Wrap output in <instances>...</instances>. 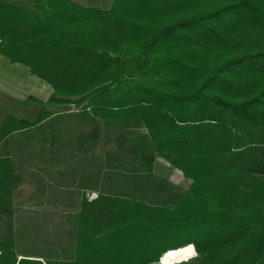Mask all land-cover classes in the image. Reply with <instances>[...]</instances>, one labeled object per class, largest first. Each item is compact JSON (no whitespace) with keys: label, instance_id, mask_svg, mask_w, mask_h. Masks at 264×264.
Listing matches in <instances>:
<instances>
[{"label":"trees","instance_id":"obj_1","mask_svg":"<svg viewBox=\"0 0 264 264\" xmlns=\"http://www.w3.org/2000/svg\"><path fill=\"white\" fill-rule=\"evenodd\" d=\"M0 54L52 88L28 101L78 107L87 129L61 149L114 147L147 170L156 153L190 181L165 205L83 197L70 258L17 259L21 175L0 154V264H160L188 244L174 264H264V0H0ZM52 114L7 116L0 138ZM130 125L145 134L111 137Z\"/></svg>","mask_w":264,"mask_h":264},{"label":"rangeland","instance_id":"obj_2","mask_svg":"<svg viewBox=\"0 0 264 264\" xmlns=\"http://www.w3.org/2000/svg\"><path fill=\"white\" fill-rule=\"evenodd\" d=\"M82 1L104 8L109 0ZM1 74L3 71L0 78ZM16 84V90H11L0 83V125L7 116L33 121L42 109L53 113L42 126L35 125L0 138V154L8 156L21 175L11 230L17 259L70 258L74 251V214L83 197L92 199L106 194L157 206L170 203L188 187L190 181L156 153L147 170L131 155L114 147L98 146L89 154L84 150L61 149V143H72L75 131L87 129L76 120L78 107L52 103L42 107L26 98L48 101L54 95L49 84L46 94L38 97L41 85L37 81L24 83L20 79ZM56 117H62L60 125L50 122ZM58 127H63V135L53 139L56 133L53 131H58ZM110 134L128 139L145 134V130L130 125L111 128ZM2 232L5 227L0 219Z\"/></svg>","mask_w":264,"mask_h":264},{"label":"crops","instance_id":"obj_3","mask_svg":"<svg viewBox=\"0 0 264 264\" xmlns=\"http://www.w3.org/2000/svg\"><path fill=\"white\" fill-rule=\"evenodd\" d=\"M0 71H3V74H1L0 78V83L2 84V87L5 89H11V90H16V86L18 84L17 80L23 79V82L25 83L26 81H37L40 86V91L39 94L37 93L36 96L40 94H46L47 89H48V83H46L44 80L30 74L29 69L27 66L21 63H13L9 60V58L5 57L4 55L0 54ZM2 77H4L2 79ZM6 78V79H5ZM5 79V81H3ZM51 88V87H50ZM52 90V88H51ZM30 92H23V94ZM53 93V91H52ZM22 94V92H21ZM37 96V97H38ZM28 97V96H27ZM27 100V98H26ZM38 101H41L40 99H36ZM45 121V120H44ZM42 122L39 126H42ZM89 154V152H87Z\"/></svg>","mask_w":264,"mask_h":264},{"label":"bare ground","instance_id":"obj_4","mask_svg":"<svg viewBox=\"0 0 264 264\" xmlns=\"http://www.w3.org/2000/svg\"><path fill=\"white\" fill-rule=\"evenodd\" d=\"M195 250L191 244L184 245L175 249H169L161 255L162 264H174L185 260L194 255Z\"/></svg>","mask_w":264,"mask_h":264},{"label":"water","instance_id":"obj_5","mask_svg":"<svg viewBox=\"0 0 264 264\" xmlns=\"http://www.w3.org/2000/svg\"><path fill=\"white\" fill-rule=\"evenodd\" d=\"M163 255V254H162ZM160 264H162V262H161V257L159 258V261H158Z\"/></svg>","mask_w":264,"mask_h":264},{"label":"clouds","instance_id":"obj_6","mask_svg":"<svg viewBox=\"0 0 264 264\" xmlns=\"http://www.w3.org/2000/svg\"><path fill=\"white\" fill-rule=\"evenodd\" d=\"M186 261V260H185Z\"/></svg>","mask_w":264,"mask_h":264}]
</instances>
